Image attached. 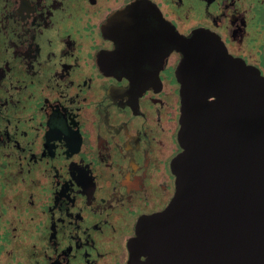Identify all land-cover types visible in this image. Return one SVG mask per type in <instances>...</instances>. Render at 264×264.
<instances>
[{
  "label": "flooded vegetation",
  "instance_id": "obj_1",
  "mask_svg": "<svg viewBox=\"0 0 264 264\" xmlns=\"http://www.w3.org/2000/svg\"><path fill=\"white\" fill-rule=\"evenodd\" d=\"M131 1L0 0V264L143 262L130 239L179 149L170 30L209 29L264 73V0Z\"/></svg>",
  "mask_w": 264,
  "mask_h": 264
},
{
  "label": "water",
  "instance_id": "obj_2",
  "mask_svg": "<svg viewBox=\"0 0 264 264\" xmlns=\"http://www.w3.org/2000/svg\"><path fill=\"white\" fill-rule=\"evenodd\" d=\"M123 21L119 37L133 41L135 21ZM167 40L180 51L173 191L138 218L133 254L144 253L140 264H264V73L204 27Z\"/></svg>",
  "mask_w": 264,
  "mask_h": 264
},
{
  "label": "rangeland",
  "instance_id": "obj_3",
  "mask_svg": "<svg viewBox=\"0 0 264 264\" xmlns=\"http://www.w3.org/2000/svg\"><path fill=\"white\" fill-rule=\"evenodd\" d=\"M0 181H1L0 182V192L7 191V182H5V180H0ZM0 204H1L0 211H3V209H5V207H7V200L6 199H4V200L0 199Z\"/></svg>",
  "mask_w": 264,
  "mask_h": 264
}]
</instances>
